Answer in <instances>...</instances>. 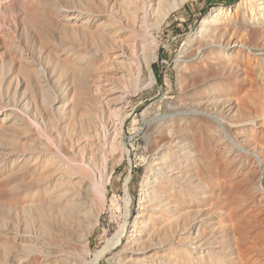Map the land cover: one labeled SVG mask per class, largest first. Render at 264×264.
Here are the masks:
<instances>
[{"label": "rangeland", "instance_id": "1", "mask_svg": "<svg viewBox=\"0 0 264 264\" xmlns=\"http://www.w3.org/2000/svg\"><path fill=\"white\" fill-rule=\"evenodd\" d=\"M242 1L184 0L178 8L169 9L160 25L150 21L146 55L156 82L148 86L145 78L137 75L126 88L119 123L123 145L113 154L115 166H108L107 198L89 239L92 255L105 247L121 225L133 221L142 183L159 153V131L165 130L169 115L215 125L213 138L220 142L223 158L233 162L237 182L254 173L264 177V150L253 149L261 137L252 123L264 121V8L258 12L252 1L246 0L235 12L233 8ZM103 4L105 0H0V264H29L35 257L44 259L32 252L44 243L42 239L31 234H22L18 239L12 233V224L27 222L30 227L26 232L33 234L40 226L38 207L29 200L43 191L34 190V195L22 185L27 187L47 163L50 170L55 168L56 159L42 148L47 142L52 144L61 132L68 143L75 123L80 122L79 118L63 121L64 109L58 101L73 97L83 66L105 61V17L98 12ZM218 8L223 12L199 32L203 19ZM230 38L239 39L246 52L220 49L222 40ZM207 43L210 50L199 51V46ZM227 60L230 64H224L220 78L232 84H224V89L233 98L255 99L257 110L252 106V114L241 116L226 108L194 109L181 104L195 99L193 91L199 81L210 78L215 67ZM255 87L258 95L253 91ZM34 115L37 123H33ZM212 115L223 119L247 152L236 149L219 132V126L210 121ZM182 183L191 197L201 199L206 190L195 173ZM16 184L18 189L14 191ZM129 185L133 197L130 216L125 203ZM221 216L228 219L226 214L215 215L217 219ZM214 232L211 256L194 255L187 264H264V253L258 246L249 244L251 253L246 256L239 252L230 223L223 229L217 225ZM125 240L99 264H119Z\"/></svg>", "mask_w": 264, "mask_h": 264}, {"label": "bare ground", "instance_id": "2", "mask_svg": "<svg viewBox=\"0 0 264 264\" xmlns=\"http://www.w3.org/2000/svg\"><path fill=\"white\" fill-rule=\"evenodd\" d=\"M183 1L105 0L98 10L101 18L105 17V61L83 66L73 97L58 101V106L64 109L63 121L69 123V119L79 118L80 122L75 123L68 143L61 132L52 139L55 143L47 142L42 148L56 159L55 168L50 170L47 163L27 187L25 183L22 185L31 191H43L38 197L34 191L35 198L29 200L38 207L40 226L34 228L35 235L30 230L26 232L30 227L27 222L12 224V233L18 239H22V234H31L44 242L32 251L44 259L35 257L29 264H99L123 238L126 240L119 264H164L162 260L187 264L194 255L211 256L210 248L216 241L213 230L217 225L223 229L229 223L241 254L251 253L249 244L264 253V177L254 173L237 182L233 162L223 158L220 142L213 138L215 125L174 115L167 116L165 130L159 131V153L142 183L133 221L121 225L120 231L95 254L89 251L90 236L100 221L107 198L108 166H115L116 158L111 161L113 154L123 145L119 123L126 88L137 75L145 78L148 86L156 82L146 55L150 21L160 25L169 9L178 8ZM245 1L235 5V12ZM251 1L258 12H263L260 8H264V1ZM221 12L223 8H218L206 16L199 32ZM221 45L220 49L229 53L246 52L239 39H223ZM201 49L207 52L210 45L201 44ZM224 64L230 61L215 67L216 72L210 78L200 80L193 91L195 99L181 104L194 109L226 108L241 116L252 114L253 108L257 110L255 99L233 98L224 89V84H232L228 80L221 82ZM253 91L258 95L256 87ZM210 121L219 126V132L236 149L248 151L236 141L223 119L212 115ZM33 123H37L36 115ZM252 123L261 137L253 149L263 151L264 121ZM194 173L206 188L201 199L191 197L182 185ZM13 189L17 191L18 184ZM132 202L129 185L125 196L128 216L132 215V206L129 209ZM217 213L226 214L228 219L225 216L217 219Z\"/></svg>", "mask_w": 264, "mask_h": 264}, {"label": "trees", "instance_id": "3", "mask_svg": "<svg viewBox=\"0 0 264 264\" xmlns=\"http://www.w3.org/2000/svg\"><path fill=\"white\" fill-rule=\"evenodd\" d=\"M160 82H161V79H160Z\"/></svg>", "mask_w": 264, "mask_h": 264}]
</instances>
